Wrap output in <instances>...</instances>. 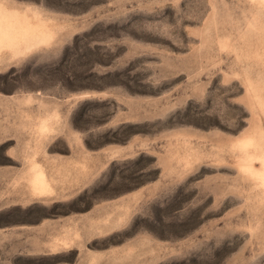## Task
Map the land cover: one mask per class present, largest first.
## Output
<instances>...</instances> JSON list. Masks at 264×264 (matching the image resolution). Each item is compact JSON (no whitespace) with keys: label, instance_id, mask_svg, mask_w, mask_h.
Wrapping results in <instances>:
<instances>
[{"label":"rangeland","instance_id":"rangeland-1","mask_svg":"<svg viewBox=\"0 0 264 264\" xmlns=\"http://www.w3.org/2000/svg\"><path fill=\"white\" fill-rule=\"evenodd\" d=\"M0 24V264H264V0Z\"/></svg>","mask_w":264,"mask_h":264},{"label":"bare ground","instance_id":"bare-ground-1","mask_svg":"<svg viewBox=\"0 0 264 264\" xmlns=\"http://www.w3.org/2000/svg\"><path fill=\"white\" fill-rule=\"evenodd\" d=\"M1 25H2V24H0V26H1ZM7 33H10L9 30H6V28H1V27H0V40H1L2 38H4V36H5Z\"/></svg>","mask_w":264,"mask_h":264}]
</instances>
